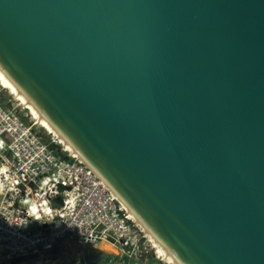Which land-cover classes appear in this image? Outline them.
<instances>
[{"label":"water","instance_id":"95a60500","mask_svg":"<svg viewBox=\"0 0 264 264\" xmlns=\"http://www.w3.org/2000/svg\"><path fill=\"white\" fill-rule=\"evenodd\" d=\"M0 61L186 264H264V0H0Z\"/></svg>","mask_w":264,"mask_h":264},{"label":"built area","instance_id":"2783aa9c","mask_svg":"<svg viewBox=\"0 0 264 264\" xmlns=\"http://www.w3.org/2000/svg\"><path fill=\"white\" fill-rule=\"evenodd\" d=\"M59 145L55 135L47 143L0 104V149L9 153L0 160V264L67 238L80 245L107 243L135 264H174L94 168L52 148ZM108 262L126 264L125 259Z\"/></svg>","mask_w":264,"mask_h":264},{"label":"bare ground","instance_id":"6f19581e","mask_svg":"<svg viewBox=\"0 0 264 264\" xmlns=\"http://www.w3.org/2000/svg\"><path fill=\"white\" fill-rule=\"evenodd\" d=\"M0 79L2 82L9 86L15 94L19 96L23 103L29 105L30 110L35 116L59 139V141L66 147L74 156L90 165L98 173V175L109 185L115 198L119 201L122 208L127 212L128 216L133 219L147 234L163 247L164 254L174 264H186L179 255L175 256L173 249L153 230L147 221L140 215L136 209H132L131 204L124 198V196L118 191V189L110 182V180L93 164L90 158L78 148V146L72 142V139L62 131V128L53 120L47 113L42 112V108L28 92L22 87V85L13 77L9 70L0 61ZM4 165V164H3ZM3 166L1 164L0 170Z\"/></svg>","mask_w":264,"mask_h":264},{"label":"crops","instance_id":"0c3cea01","mask_svg":"<svg viewBox=\"0 0 264 264\" xmlns=\"http://www.w3.org/2000/svg\"><path fill=\"white\" fill-rule=\"evenodd\" d=\"M120 252L107 243L99 245H80L75 240L64 239L54 246L44 248L38 253L18 258L13 264H81L87 261L97 264ZM109 264V262H108Z\"/></svg>","mask_w":264,"mask_h":264},{"label":"rangeland","instance_id":"374dc122","mask_svg":"<svg viewBox=\"0 0 264 264\" xmlns=\"http://www.w3.org/2000/svg\"><path fill=\"white\" fill-rule=\"evenodd\" d=\"M9 88L10 87L5 85L0 79V104L2 105V107L6 110L15 111L26 125L32 127V129L39 135V137H41L47 143L50 142L51 135H54V134L43 125V123L37 118V116L31 113L29 105L26 103H23L19 99V96L15 93H12L11 92L12 89L11 88L9 89ZM62 146L61 145L56 146L54 147V149L56 148L57 151H63L65 152V154L74 156L66 147H64L63 144ZM2 155L9 156V153L0 149V160H2ZM2 166L4 167L3 164ZM109 259H116V260L125 259L126 264H135V262L132 259L120 253L117 254L116 256H110L107 259V261L105 259L103 261H100L97 264H108ZM149 264H162V263L157 260H151Z\"/></svg>","mask_w":264,"mask_h":264},{"label":"trees","instance_id":"16d2710c","mask_svg":"<svg viewBox=\"0 0 264 264\" xmlns=\"http://www.w3.org/2000/svg\"><path fill=\"white\" fill-rule=\"evenodd\" d=\"M9 89H10V88H9ZM11 92L14 93L13 91H11ZM19 99H20V98H19ZM20 100H21V99H20ZM21 101H22V100H21ZM30 111H31V110H30ZM31 113L34 114L32 111H31ZM43 125H44V124H43ZM44 126H45V125H44ZM45 127H46V126H45ZM46 128H47V127H46ZM47 129H48V128H47ZM52 148L54 149V146H53ZM62 148H63V146H62ZM54 150H55L56 152H60V151H57L56 148H55ZM157 261H158V260H157Z\"/></svg>","mask_w":264,"mask_h":264}]
</instances>
